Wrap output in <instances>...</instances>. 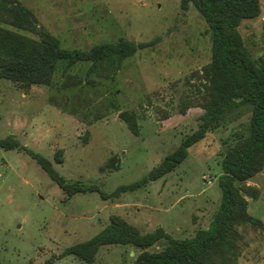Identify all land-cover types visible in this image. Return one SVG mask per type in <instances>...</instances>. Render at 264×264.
<instances>
[{"label":"rangeland","instance_id":"rangeland-1","mask_svg":"<svg viewBox=\"0 0 264 264\" xmlns=\"http://www.w3.org/2000/svg\"><path fill=\"white\" fill-rule=\"evenodd\" d=\"M16 1L67 49L120 39L157 43L118 71L90 74L91 63L83 62L66 72L62 61L51 86L22 90L0 79V139L13 136L44 155L67 183L99 189L68 198L25 151L0 149V264H132L141 250L129 245L103 246L93 263L60 258L98 235L113 216L143 234L163 229L174 239L207 229L222 201V159L249 135L251 106L229 114L164 177L102 198L147 177L197 129L203 113L197 73L211 60V31L197 8L191 4L184 12L181 0ZM261 8L260 17L239 29L255 59L264 58V0ZM124 111L136 114L138 134L120 118ZM238 185L260 190L258 199L247 200L249 213L264 222V170ZM240 232L239 264H264V228Z\"/></svg>","mask_w":264,"mask_h":264},{"label":"trees","instance_id":"trees-1","mask_svg":"<svg viewBox=\"0 0 264 264\" xmlns=\"http://www.w3.org/2000/svg\"><path fill=\"white\" fill-rule=\"evenodd\" d=\"M191 4L211 31V60L197 73L203 80L199 89L203 113L198 118V127L147 177L121 186L111 194L102 193V198L105 201L119 198L123 193L136 191L164 177L187 158L190 148L219 129L229 114L251 106L249 135L229 149L221 162L222 201L218 212L207 229H199L192 238L184 240L172 238L163 229L143 234L125 219L113 216L98 235L68 248L60 255L61 259L74 255L93 263L103 246L129 245L141 250L132 264H239L243 241L240 228H264V222L249 213L247 200V196L258 199L260 190L238 185L264 170V58L251 56L239 30L245 20L260 17L261 0H181L182 11H189ZM156 43L120 39L88 50L67 49L58 37L40 25L30 8L16 0H0V79L11 81L22 90L53 85L62 61L67 63L66 72L83 62L91 63L90 74L101 69L118 71L127 59ZM120 118L138 134L139 122L134 112L124 111ZM0 149L25 151L68 198L99 191L96 186L67 183L47 157L23 146L13 136L0 139ZM157 245L159 250L149 251Z\"/></svg>","mask_w":264,"mask_h":264}]
</instances>
